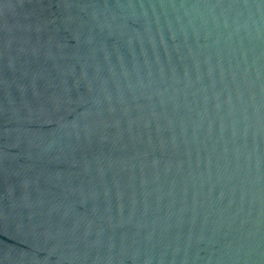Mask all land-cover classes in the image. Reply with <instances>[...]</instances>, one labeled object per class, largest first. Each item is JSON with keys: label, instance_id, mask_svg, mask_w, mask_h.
I'll list each match as a JSON object with an SVG mask.
<instances>
[{"label": "water", "instance_id": "obj_1", "mask_svg": "<svg viewBox=\"0 0 264 264\" xmlns=\"http://www.w3.org/2000/svg\"><path fill=\"white\" fill-rule=\"evenodd\" d=\"M0 264H264V0H0Z\"/></svg>", "mask_w": 264, "mask_h": 264}]
</instances>
